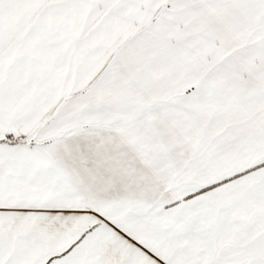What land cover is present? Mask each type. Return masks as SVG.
<instances>
[{"label": "snow or ice", "instance_id": "obj_1", "mask_svg": "<svg viewBox=\"0 0 264 264\" xmlns=\"http://www.w3.org/2000/svg\"><path fill=\"white\" fill-rule=\"evenodd\" d=\"M0 264H264V0H0Z\"/></svg>", "mask_w": 264, "mask_h": 264}]
</instances>
